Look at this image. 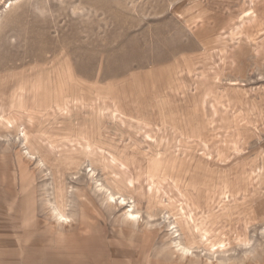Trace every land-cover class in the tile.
<instances>
[{"label":"rangeland","instance_id":"374dc122","mask_svg":"<svg viewBox=\"0 0 264 264\" xmlns=\"http://www.w3.org/2000/svg\"><path fill=\"white\" fill-rule=\"evenodd\" d=\"M0 232L51 264H264V0H0Z\"/></svg>","mask_w":264,"mask_h":264},{"label":"crops","instance_id":"0c3cea01","mask_svg":"<svg viewBox=\"0 0 264 264\" xmlns=\"http://www.w3.org/2000/svg\"><path fill=\"white\" fill-rule=\"evenodd\" d=\"M15 235L17 232L14 234L0 232V251H3L2 257L0 256V264H51L47 262V255L42 257L44 261H32L21 248L24 245L20 242L22 239L16 238Z\"/></svg>","mask_w":264,"mask_h":264},{"label":"bare ground","instance_id":"6f19581e","mask_svg":"<svg viewBox=\"0 0 264 264\" xmlns=\"http://www.w3.org/2000/svg\"><path fill=\"white\" fill-rule=\"evenodd\" d=\"M10 4H12V2L10 3ZM41 160V159H40ZM103 186V185H102ZM104 187V186H103ZM102 187V188H103ZM109 190V189H108ZM108 195V194H107ZM108 198L109 199H115V194H112L111 193V191H110V193H109V196H108ZM122 199V201H124L125 200V198H121ZM55 204V203H54ZM131 206V205H130ZM53 208V207H52ZM134 209H132V207H131V209L129 210V211H127V216L129 217V219H132V220H135L136 218H138V215H140V214H137V213H135L134 211H133ZM53 214L55 215V217H57V220H63V221H69L68 219V217H67V215H65L63 212H62V209L60 208V207H58V206H56L55 208H54V210H53ZM179 246V245H178ZM181 246H183V245H181ZM179 248V247H178ZM182 249V251H183V254H186L188 251H189V248H187V247H182L181 248ZM184 257V256H183Z\"/></svg>","mask_w":264,"mask_h":264}]
</instances>
